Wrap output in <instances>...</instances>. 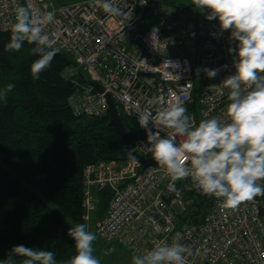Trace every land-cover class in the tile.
Returning a JSON list of instances; mask_svg holds the SVG:
<instances>
[{
  "label": "built area",
  "instance_id": "obj_1",
  "mask_svg": "<svg viewBox=\"0 0 264 264\" xmlns=\"http://www.w3.org/2000/svg\"><path fill=\"white\" fill-rule=\"evenodd\" d=\"M139 2L116 0L129 14L114 17L105 13L97 0L61 6L47 0H0V29L11 31L15 9L20 6L55 13L56 23L46 26V31H59L55 47L70 55L75 67L81 66L89 76L86 87L70 98L74 113H107L108 95L124 114L136 119L138 126L141 112L147 109L155 115L168 101L186 107V114L196 124L212 117L227 121L230 90L224 88L222 80L235 71V56L227 49L236 47V42L229 40L230 31L221 32L218 20H207L208 9L201 15L191 5ZM142 12L153 21L142 20ZM223 65L227 68L215 78L196 73L197 68ZM89 82L98 84L102 91L97 92ZM139 128L144 138L137 141L134 152L150 158L153 154L146 132ZM182 139L178 137V141ZM169 183L166 169L158 163L142 168L132 156L125 162L101 160L84 168L83 205L88 212L94 208L89 190L93 184L111 187L114 196L97 223L96 233L106 241L117 240L133 255H143L156 245L177 239L191 249L186 264H264V196L236 209H224L214 198L204 216L194 223L183 221V196L170 193Z\"/></svg>",
  "mask_w": 264,
  "mask_h": 264
},
{
  "label": "trees",
  "instance_id": "obj_2",
  "mask_svg": "<svg viewBox=\"0 0 264 264\" xmlns=\"http://www.w3.org/2000/svg\"><path fill=\"white\" fill-rule=\"evenodd\" d=\"M161 1L174 7L189 6ZM66 2L59 0L58 6L77 1ZM147 14L139 16L149 23L153 18ZM10 34L0 29V89L8 83L16 85L7 102L0 101V260L13 246L22 244L53 251L59 264L76 252L67 235L69 228L86 224V214L94 223L102 219L114 196L111 187L93 184L89 190L94 208L86 211L84 168L101 160L125 162L131 152L109 125L108 112L87 115L72 111L70 98L86 87L89 76L81 66L75 67L70 55L58 51L40 79L33 80L30 66L38 59L31 52L34 45L24 42L19 52L5 51ZM116 108L133 143L142 140L144 134L136 119ZM190 184L191 180L176 182L186 205L183 221L195 223L214 197L187 190ZM96 235L103 243L121 245Z\"/></svg>",
  "mask_w": 264,
  "mask_h": 264
},
{
  "label": "clouds",
  "instance_id": "obj_3",
  "mask_svg": "<svg viewBox=\"0 0 264 264\" xmlns=\"http://www.w3.org/2000/svg\"><path fill=\"white\" fill-rule=\"evenodd\" d=\"M139 3L146 5L148 0ZM97 4L110 16L129 14L116 5V0H97ZM192 4L201 12L210 10L206 19L218 20L221 32L230 31V42H236V47L227 49L235 56V71L222 80L224 88L230 90L225 110L228 119L212 117L196 124L186 114V107L168 101L155 115L147 109L141 112L139 126L146 132L154 160L170 177V193L182 195L176 182L190 178L187 190L216 198L224 209H236L264 196V183H260L264 181V0H192ZM55 23L53 11L33 12L25 6L15 9V22L4 50L19 52L24 42L34 45L31 52L38 59L30 66L33 80L40 79L57 55L59 31H46V26ZM226 68H197L196 73L204 72L211 79ZM15 87V83H8L0 89V101L6 103ZM67 235L74 241L76 252L66 264H101L94 255L97 236L86 224L69 228ZM190 255L191 249L174 239L131 259L132 264H186ZM16 257L21 258L19 264H58L53 251L22 244L13 246L0 264H16Z\"/></svg>",
  "mask_w": 264,
  "mask_h": 264
},
{
  "label": "rangeland",
  "instance_id": "obj_4",
  "mask_svg": "<svg viewBox=\"0 0 264 264\" xmlns=\"http://www.w3.org/2000/svg\"><path fill=\"white\" fill-rule=\"evenodd\" d=\"M52 3H55L56 6H58V1L59 0H50ZM80 2L84 0H67L66 3L68 2ZM174 3H183L186 5H191L192 0H171ZM70 4V3H69ZM199 13L203 15V12L199 10ZM106 212V211H105ZM105 214V213H104ZM87 221L85 222L86 225L88 226V230L96 234V227L97 223L101 220H97L96 223L91 221L90 216ZM97 236V235H96ZM93 247L95 249L94 255L101 261V264H132V257L135 256L133 255L128 249H126L124 246H119L117 243L112 242L110 244L103 243L101 242L98 237L97 239L93 242ZM20 260L16 261V264H19ZM59 264H66V261L63 263Z\"/></svg>",
  "mask_w": 264,
  "mask_h": 264
},
{
  "label": "water",
  "instance_id": "obj_5",
  "mask_svg": "<svg viewBox=\"0 0 264 264\" xmlns=\"http://www.w3.org/2000/svg\"><path fill=\"white\" fill-rule=\"evenodd\" d=\"M89 84L97 91L101 92L102 88L94 83V82H89ZM107 98V103H108V114H109V125L114 128L116 133L123 139L126 148L131 152V156L139 160L142 164V168H146L148 166H154L157 164V162L154 160L153 156L150 158H145L138 153L134 152L135 144L131 140V138L128 136L127 132L124 130L120 119L119 115L117 112V108L110 99L108 95H106Z\"/></svg>",
  "mask_w": 264,
  "mask_h": 264
}]
</instances>
